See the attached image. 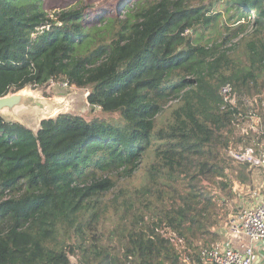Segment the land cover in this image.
<instances>
[{
	"label": "trees",
	"instance_id": "1",
	"mask_svg": "<svg viewBox=\"0 0 264 264\" xmlns=\"http://www.w3.org/2000/svg\"><path fill=\"white\" fill-rule=\"evenodd\" d=\"M51 80L84 88L89 112L35 131L0 116V264H184L163 229L221 240L218 204L253 167L225 152L252 137L219 89L254 99L264 130V0H105L55 17L0 0V96ZM120 172L139 182L116 188Z\"/></svg>",
	"mask_w": 264,
	"mask_h": 264
},
{
	"label": "built area",
	"instance_id": "2",
	"mask_svg": "<svg viewBox=\"0 0 264 264\" xmlns=\"http://www.w3.org/2000/svg\"><path fill=\"white\" fill-rule=\"evenodd\" d=\"M219 93L222 109L229 108L233 112L236 110L234 121L236 128L239 129L237 133L241 136L253 135L250 142L238 141L235 145L228 146L226 154L234 162L246 163L260 169L264 174V130L254 99L238 95L229 83L221 85ZM240 103L245 112L240 109ZM262 105L264 106V102ZM162 231L182 252L184 264H260L259 255L255 254V243L259 247H264V193L254 204L241 205L227 219L224 226L226 240H218L209 246H200V243L186 242L175 231L166 228ZM194 245H199L197 251L199 263H193L190 255Z\"/></svg>",
	"mask_w": 264,
	"mask_h": 264
},
{
	"label": "rangeland",
	"instance_id": "3",
	"mask_svg": "<svg viewBox=\"0 0 264 264\" xmlns=\"http://www.w3.org/2000/svg\"><path fill=\"white\" fill-rule=\"evenodd\" d=\"M43 1L46 11L50 15L55 17L56 12L62 8L76 5L78 3H82L86 5L92 4L94 6H98L99 4H103L105 0H43ZM96 13L100 16L101 10L99 9ZM252 29L253 28L251 26L247 27L242 35H247L251 33ZM28 88L29 87H27V89ZM27 93L32 94L30 106L27 107L25 111H23L24 113L21 112L19 115L8 116L9 118L8 120L17 119L24 125L29 126L34 130L38 128L40 124L39 121L42 118V115L45 114V112L41 110V105L43 101H45L44 103H47L44 106V109L48 115L57 112H71V113H81L87 116V112H89V107L85 98L87 91L84 88H78L73 85L72 86L65 85V83L61 80H51L48 84L42 87L31 86ZM49 103H51L52 105ZM47 114L46 116H48ZM258 140L260 139L258 138ZM114 177L118 181V186L116 187L118 188L120 187L119 185L125 184L128 181H130L129 183L130 185L137 184L139 182L140 172H137L135 175H132L129 178L125 177V175L122 172L115 174ZM251 183L252 182L240 183L236 180H233L232 181L233 196L228 197L225 202L224 201L219 202L218 204V206L220 207L218 211L219 218L215 226V230L219 234H221V237L224 232L223 228L227 222V219L237 211V206H238L237 193L241 191V188H245L248 186L253 187ZM218 195L221 196L222 193ZM196 243H200V241H196Z\"/></svg>",
	"mask_w": 264,
	"mask_h": 264
},
{
	"label": "water",
	"instance_id": "4",
	"mask_svg": "<svg viewBox=\"0 0 264 264\" xmlns=\"http://www.w3.org/2000/svg\"><path fill=\"white\" fill-rule=\"evenodd\" d=\"M27 87L30 88L31 86L30 85H26V86L22 87L21 89H18L17 91H8L7 93H5V94L0 96V116L1 117H3L4 119H9L8 116L19 115L21 112L25 111V109L27 107L30 106V101H31V98H32V94L31 93H27L29 91V88L27 89ZM44 102L45 101L42 102L41 110L44 111L45 114L42 115V118L40 119L39 123L42 120H44V119L54 118V117H56L59 114L66 113V112H57V113H53L52 112L53 114L48 115L47 112L44 109V106L47 103H44ZM49 104H51V103H49ZM46 114L48 116H46ZM13 121L21 123L17 119H15ZM21 124H23V123H21ZM26 127L32 129L29 126H26ZM32 130H34V129H32Z\"/></svg>",
	"mask_w": 264,
	"mask_h": 264
},
{
	"label": "crops",
	"instance_id": "5",
	"mask_svg": "<svg viewBox=\"0 0 264 264\" xmlns=\"http://www.w3.org/2000/svg\"><path fill=\"white\" fill-rule=\"evenodd\" d=\"M251 177H252V183L251 184L253 187L248 186L245 188H241V191L237 193V199H238L237 210L241 205L254 204L262 196V193H264V185H263L264 174L262 173V171L258 168H253ZM236 187H234V188H236ZM234 195H235V193H234ZM225 234H226V232H224L222 234L221 240L227 239V235H225ZM263 244H264V242H263ZM255 248H256L255 254L259 255V263L264 264V247H259L258 244L255 243Z\"/></svg>",
	"mask_w": 264,
	"mask_h": 264
}]
</instances>
